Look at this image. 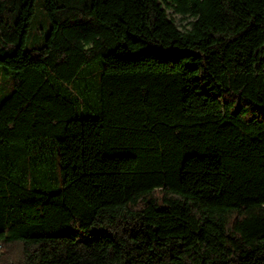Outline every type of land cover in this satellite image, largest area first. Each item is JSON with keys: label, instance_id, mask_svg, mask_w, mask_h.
Returning <instances> with one entry per match:
<instances>
[{"label": "trees", "instance_id": "1", "mask_svg": "<svg viewBox=\"0 0 264 264\" xmlns=\"http://www.w3.org/2000/svg\"><path fill=\"white\" fill-rule=\"evenodd\" d=\"M36 1L0 0V264H264V0H43L27 49Z\"/></svg>", "mask_w": 264, "mask_h": 264}, {"label": "rangeland", "instance_id": "2", "mask_svg": "<svg viewBox=\"0 0 264 264\" xmlns=\"http://www.w3.org/2000/svg\"><path fill=\"white\" fill-rule=\"evenodd\" d=\"M168 11L170 15L175 18L179 28L185 30L189 27L190 17L177 13L173 8H168ZM50 30L51 21L44 9L43 0H37L35 16L31 22V27L27 35V49L41 47L45 43ZM4 70L5 68L0 66V98H4L10 93L13 84L12 76L5 74Z\"/></svg>", "mask_w": 264, "mask_h": 264}, {"label": "built area", "instance_id": "3", "mask_svg": "<svg viewBox=\"0 0 264 264\" xmlns=\"http://www.w3.org/2000/svg\"><path fill=\"white\" fill-rule=\"evenodd\" d=\"M0 248H1V244H0Z\"/></svg>", "mask_w": 264, "mask_h": 264}]
</instances>
